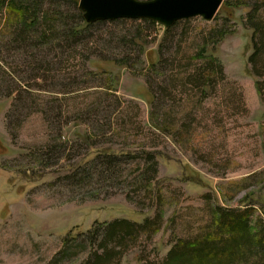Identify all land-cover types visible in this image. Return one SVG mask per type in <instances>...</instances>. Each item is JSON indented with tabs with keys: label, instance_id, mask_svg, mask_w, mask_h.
Listing matches in <instances>:
<instances>
[{
	"label": "rangeland",
	"instance_id": "1",
	"mask_svg": "<svg viewBox=\"0 0 264 264\" xmlns=\"http://www.w3.org/2000/svg\"><path fill=\"white\" fill-rule=\"evenodd\" d=\"M6 1L0 264H158L176 242L219 237L221 209L264 228V0L169 27ZM115 219L132 227L110 241ZM243 247L233 264H264Z\"/></svg>",
	"mask_w": 264,
	"mask_h": 264
},
{
	"label": "trees",
	"instance_id": "2",
	"mask_svg": "<svg viewBox=\"0 0 264 264\" xmlns=\"http://www.w3.org/2000/svg\"><path fill=\"white\" fill-rule=\"evenodd\" d=\"M0 1L4 2L5 0ZM6 2L9 3L10 9L25 14L23 4H18L16 0ZM150 22L154 21L150 20ZM87 24L86 22L85 25ZM257 31L258 28L254 27L251 34L253 50L248 57L250 60L259 52L260 44L253 39ZM213 222L215 223V230L220 232L219 237L216 236L218 239L212 235L203 240L196 237L194 240L176 242L168 249L163 260L158 264H233L241 260L242 255L239 251L242 249V245L248 251L256 248L257 254L260 253L264 257V228L256 232L249 231L248 211L221 209L218 212L215 210ZM131 227L130 222L126 219H115L106 227L105 236H109L110 241L120 240V238L125 237ZM105 238L102 242L106 241ZM109 253L111 252L97 256L96 263L102 264Z\"/></svg>",
	"mask_w": 264,
	"mask_h": 264
},
{
	"label": "water",
	"instance_id": "3",
	"mask_svg": "<svg viewBox=\"0 0 264 264\" xmlns=\"http://www.w3.org/2000/svg\"><path fill=\"white\" fill-rule=\"evenodd\" d=\"M223 0H79L88 23L118 18L149 19L165 27L176 20L201 16L211 20Z\"/></svg>",
	"mask_w": 264,
	"mask_h": 264
},
{
	"label": "bare ground",
	"instance_id": "4",
	"mask_svg": "<svg viewBox=\"0 0 264 264\" xmlns=\"http://www.w3.org/2000/svg\"><path fill=\"white\" fill-rule=\"evenodd\" d=\"M178 20H180V19H178ZM176 21H177V20H176ZM176 21H175V22H176Z\"/></svg>",
	"mask_w": 264,
	"mask_h": 264
}]
</instances>
